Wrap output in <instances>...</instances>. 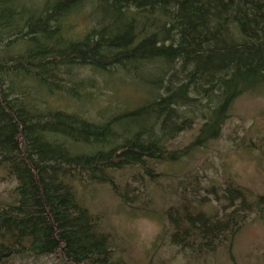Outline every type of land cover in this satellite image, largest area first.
Wrapping results in <instances>:
<instances>
[{"label":"trees","instance_id":"trees-1","mask_svg":"<svg viewBox=\"0 0 264 264\" xmlns=\"http://www.w3.org/2000/svg\"><path fill=\"white\" fill-rule=\"evenodd\" d=\"M84 11L77 36L71 18ZM83 70L138 78L142 103L93 119ZM261 89L264 0H0V168L16 182L12 202L0 203V264H119L76 186L106 184L124 198L115 172L136 168L153 181L154 163L218 139L235 99ZM59 94L71 109L53 107ZM196 125L188 147H169ZM216 200L220 216L186 198L167 209L170 243L198 254L223 244L230 254L249 213L264 218V194L250 200L228 185Z\"/></svg>","mask_w":264,"mask_h":264},{"label":"rangeland","instance_id":"rangeland-1","mask_svg":"<svg viewBox=\"0 0 264 264\" xmlns=\"http://www.w3.org/2000/svg\"><path fill=\"white\" fill-rule=\"evenodd\" d=\"M86 13L79 12L71 18L72 31L77 36L88 28ZM81 74L91 81L79 93L84 96L87 102L84 108L89 107L87 114L93 119H102L112 110H132L142 103L144 95L137 84L138 78L131 81L120 70L98 76L83 70ZM61 95L51 97L53 107L71 109L74 103ZM197 129L196 125L178 134L169 147L185 149ZM152 168L157 174L153 181L136 168L113 174L125 193L124 198L117 197L106 184L76 186L80 200L98 217L102 230L111 236L113 259L119 264H264V218L254 212L249 213L234 235L230 254L223 244L202 254L172 245L171 229L164 215L167 209L178 206L186 198L191 207L220 216L222 206L216 199H220L228 185L244 189L250 200L264 194L263 89L235 99L218 139L190 151L177 163H154ZM15 186L13 178L0 168V203L12 202ZM212 186L215 194L211 193ZM9 264L63 263L56 256H48L17 257Z\"/></svg>","mask_w":264,"mask_h":264}]
</instances>
